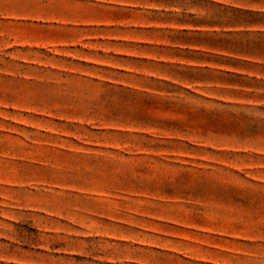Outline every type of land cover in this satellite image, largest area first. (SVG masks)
<instances>
[{"label":"rangeland","instance_id":"374dc122","mask_svg":"<svg viewBox=\"0 0 264 264\" xmlns=\"http://www.w3.org/2000/svg\"><path fill=\"white\" fill-rule=\"evenodd\" d=\"M0 264H264V0H0Z\"/></svg>","mask_w":264,"mask_h":264}]
</instances>
